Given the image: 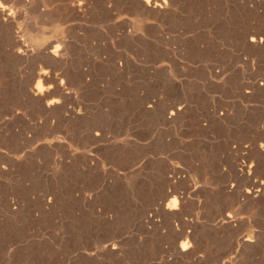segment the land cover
<instances>
[{
    "label": "rangeland",
    "instance_id": "rangeland-1",
    "mask_svg": "<svg viewBox=\"0 0 264 264\" xmlns=\"http://www.w3.org/2000/svg\"><path fill=\"white\" fill-rule=\"evenodd\" d=\"M9 1L26 45L68 56L10 57L0 30V264H264V0H88L69 31ZM40 68L72 88L62 109L25 96Z\"/></svg>",
    "mask_w": 264,
    "mask_h": 264
},
{
    "label": "bare ground",
    "instance_id": "bare-ground-1",
    "mask_svg": "<svg viewBox=\"0 0 264 264\" xmlns=\"http://www.w3.org/2000/svg\"><path fill=\"white\" fill-rule=\"evenodd\" d=\"M62 1L61 4H59V7L60 8H57V4H55L57 1L55 0H42L41 1V4L40 6H38V13L41 17H51V15L53 14V12L57 11L58 9L60 10V16L59 18L57 19V22H58V25H61V26H66V30L69 31L70 29H72L75 24H76V21L79 20L81 21L82 18H84V15H86V13L89 11V5L91 6V4L88 2V0H60ZM90 1V0H89ZM138 1V0H137ZM136 1V2H137ZM27 2V0H26ZM139 8H141L142 10L146 11V12H149L150 14L156 12L158 14H166L168 13L172 7H174V0H139L137 2ZM174 9V8H173ZM152 12V13H151ZM37 13V14H38ZM58 13V12H57ZM22 12L17 10L15 8V6L13 4L10 3L9 0H4V2L0 1V30L1 32L4 34L3 36L6 38L7 40V47L5 48V52L7 53V55H9L10 57H13V58H16L18 60H29V59H33V58H38V57H41V58H45V59H51L53 61H56L55 63H57L58 61H62L63 60V57L66 53V46L68 44V41L66 39H63V38H60V40L58 39L57 41H54L53 43L54 44H49L48 46L46 45V48L45 49H35V48H30L28 45L25 44V42H23V40L21 39V37L18 35V32H17V25H18V19L21 18L22 16ZM168 15V14H166ZM52 18V17H51ZM47 19V18H46ZM45 19V20H46ZM81 19V20H80ZM50 21V20H49ZM54 22V21H53ZM42 25V24H41ZM54 25V24H53ZM22 26V25H21ZM127 26V25H126ZM124 26V22L120 24V31L122 33V37L124 36L125 39L129 38L130 36V31L128 30V26L126 27ZM74 29V28H73ZM120 33V34H121ZM132 33V32H131ZM121 36V35H120ZM40 38V37H39ZM38 38V39H39ZM59 38V37H57ZM37 39V38H36ZM42 40V38H41ZM128 40V39H127ZM37 41V40H36ZM52 41V40H51ZM41 42V41H39ZM38 42V43H39ZM249 42L252 44V45H260L262 44L263 40L261 38H259L258 35L256 34H253L252 36H250V39H249ZM37 43V42H36ZM44 43V42H43ZM69 48V47H68ZM3 53V52H2ZM6 55V54H5ZM1 56V55H0ZM3 56V55H2ZM68 56V55H67ZM40 59V58H39ZM34 60V59H33ZM42 60V59H41ZM50 60V61H51ZM24 61H21V62H24ZM43 61V60H42ZM46 61V60H45ZM44 61V62H45ZM47 62L48 63H50ZM52 61V62H53ZM60 61V62H61ZM20 62V61H19ZM30 62V61H29ZM51 62V63H52ZM63 62V61H62ZM31 63V62H30ZM33 63V62H32ZM35 63V62H34ZM54 63V62H53ZM54 63V64H55ZM36 64V63H35ZM41 64V62H40ZM43 65V64H42ZM41 67H44L42 66ZM50 65V64H49ZM38 68V67H37ZM46 68V67H45ZM52 69V67H50ZM49 68V69H50ZM51 70H47V69H44V68H40L38 71L34 72L35 74V80H36V84H34V86H27V88L25 89V96H27L28 98H31V99H36L38 100V102L41 103V106L43 107H46L47 110H53V109H57L58 107L60 109L63 108V104L61 103L62 101L60 99H55V97H52L54 99H51V96L54 94H59V96L61 98H64L66 97L67 95H69L70 91H68V88L72 89L71 87H67L65 86L62 82L59 83V84H52L50 82L51 81V77L52 75H50ZM57 72V71H56ZM59 72V71H58ZM78 73V72H77ZM82 73V72H81ZM33 74V73H32ZM53 74V77H54V73ZM83 74V73H82ZM80 74V75H82ZM68 75V74H67ZM56 76V75H55ZM58 76V75H57ZM60 76V75H59ZM58 76V77H59ZM85 76V75H84ZM52 77V78H53ZM64 77V75H63ZM62 77V78H63ZM81 77V76H80ZM85 78V77H84ZM83 78V79H84ZM71 79V77H70ZM75 79V78H74ZM81 80V78H79ZM82 79V80H83ZM33 81V80H32ZM70 81V80H69ZM67 82L66 84H71L70 82H72V80L70 82ZM77 81V80H76ZM32 84V82H30ZM26 85L28 83H25ZM25 85V86H26ZM30 85V84H29ZM33 85V84H32ZM69 86V85H68ZM263 86V85H262ZM67 87V88H66ZM76 87V86H75ZM262 88V87H261ZM254 91L255 89L256 90H260L259 88V85L257 87L254 86V88H252ZM264 89V88H263ZM262 89V90H263ZM73 94V93H71ZM70 94V95H71ZM69 97H73L72 95ZM58 96V97H59ZM57 97V95H56ZM68 97V96H67ZM66 97V98H67ZM68 97V98H69ZM251 97V96H250ZM49 98L51 100H49ZM67 98V100H68ZM63 100V99H62ZM64 101V100H63ZM31 102V101H30ZM66 102V100H65ZM33 103V102H32ZM39 103V105H40ZM43 103V104H42ZM65 104V103H64ZM67 106V105H66ZM183 106V105H182ZM68 107V106H67ZM186 107V106H185ZM70 108V107H69ZM74 108V107H73ZM69 109V110H66L65 113H67L66 115H68L71 118H78L80 115H81V110L78 111V110H75V109ZM184 108V107H183ZM83 110V109H82ZM19 111V110H18ZM43 111H46V110H43ZM47 112V111H46ZM59 112H61L59 110ZM83 112V111H82ZM181 112H183V109L182 108H178V109H173L169 112V117L170 119H177L179 117V115H182ZM17 113V112H16ZM49 113V112H48ZM52 113V112H50ZM54 113V112H53ZM52 113V114H53ZM55 114V113H54ZM85 114V113H84ZM56 115V114H55ZM62 115V114H61ZM65 115V114H64ZM63 116V115H62ZM84 116V115H83ZM183 116V115H182ZM64 117V116H63ZM181 117V116H180ZM66 118V117H65ZM68 118V117H67ZM167 118V117H166ZM167 118V119H168ZM179 119V118H178ZM54 120V119H53ZM82 120V119H81ZM172 120V121H173ZM38 123V122H37ZM4 125V124H3ZM2 125V126H3ZM52 125V124H51ZM94 125V124H93ZM5 126V125H4ZM94 127V126H93ZM0 128H1V123H0ZM92 127H90L91 129ZM88 131L89 128H87ZM95 131L93 133V135H91V139L99 142L100 140V137L101 138H104V136L102 137V131H99L97 129V126L96 128H93L92 129V132ZM52 135V134H51ZM99 140V141H98ZM52 142V141H51ZM49 143V142H48ZM94 143V142H93ZM95 144V143H94ZM100 147V146H99ZM96 150V149H95ZM92 153V152H91ZM94 153V152H93ZM260 153L264 156V144L262 142V144L260 145ZM260 154V155H261ZM94 159V158H93ZM95 163V162H93ZM238 165V164H237ZM240 166V165H239ZM244 166H242V169H243ZM236 168V167H235ZM241 170V169H240ZM246 170V169H245ZM242 171V170H241ZM240 172V171H238ZM171 180V179H170ZM180 181V180H179ZM174 185V183H173ZM178 185V184H177ZM257 186L260 185V184H256ZM255 185V186H256ZM261 186V185H260ZM189 187V186H188ZM263 187V186H262ZM262 187H260L262 189ZM172 188V187H171ZM255 188V187H254ZM264 188V187H263ZM172 190V189H171ZM179 190V189H178ZM253 190V189H252ZM264 191V190H263ZM169 192V191H168ZM167 192V193H168ZM244 193V192H243ZM180 195V194H179ZM178 195V196H179ZM241 195V194H240ZM243 195V194H242ZM261 190L259 189V187L257 189H255L254 191H250V190H246L245 193H244V199H249V198H253V197H259L261 196ZM167 198H170V202L168 203V205L166 206V209L167 211H173L175 208H176V204H177V201H178V197L176 195V192L173 190V191H170L168 194H167ZM180 197V196H179ZM263 199V197H261ZM259 199V200H262V199ZM181 198H179V201ZM254 199V198H253ZM258 200V198L256 199ZM183 201V200H182ZM181 201V202H182ZM186 201V200H185ZM263 202V201H262ZM260 201V204H264V202L262 203ZM179 203V202H178ZM264 207V206H263ZM177 210V209H176ZM169 213V212H168ZM172 216H173V212H172ZM171 217V215H170ZM172 218V217H171ZM231 218V215L230 214H227L226 215V219H229ZM221 221V220H220ZM230 221V220H229ZM193 222V221H192ZM221 223V222H220ZM219 225V223H218ZM222 226V225H221ZM220 226V227H221ZM193 227V226H191ZM226 227V226H225ZM228 227V226H227ZM190 228V227H189ZM230 228V227H229ZM183 230V229H182ZM191 230V229H190ZM190 235L189 234H186V233H181L180 235V238L181 240L184 239V241L181 242L180 244V252L183 254V253H186L188 251V242H187V239L189 238L190 239ZM254 239V238H253ZM190 241V240H189ZM243 241V239H242ZM251 241V240H250ZM178 242V241H177ZM242 244V243H241ZM242 247V246H241ZM192 248V247H191ZM178 249V248H177ZM178 249V250H179ZM194 249V248H193ZM111 251V250H110ZM190 252V251H189ZM195 252V251H194ZM192 253V252H191ZM198 253V252H197ZM189 254L190 256V253H187ZM195 254V253H194ZM192 255V254H191ZM188 256V255H186Z\"/></svg>",
    "mask_w": 264,
    "mask_h": 264
}]
</instances>
